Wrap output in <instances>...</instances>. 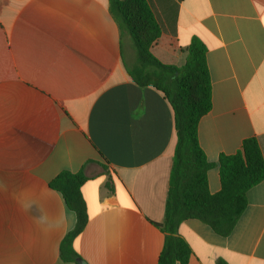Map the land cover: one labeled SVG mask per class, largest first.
Wrapping results in <instances>:
<instances>
[{"label":"crops","instance_id":"obj_1","mask_svg":"<svg viewBox=\"0 0 264 264\" xmlns=\"http://www.w3.org/2000/svg\"><path fill=\"white\" fill-rule=\"evenodd\" d=\"M161 27L151 48L181 67L205 45L212 108L199 123L211 194L218 161L255 138L264 157V0H147ZM128 32L109 0H0V264H157L176 148L164 95L139 86ZM83 173L89 220L65 262L76 215L50 187ZM231 234L196 219L179 234L189 264H264V180Z\"/></svg>","mask_w":264,"mask_h":264},{"label":"trees","instance_id":"obj_2","mask_svg":"<svg viewBox=\"0 0 264 264\" xmlns=\"http://www.w3.org/2000/svg\"><path fill=\"white\" fill-rule=\"evenodd\" d=\"M109 1L113 16L121 29L130 34L135 46V63L127 69L130 77L139 86H152L160 91L174 113L177 142L164 221L156 224L165 235L157 264H189L192 250L179 234L180 225L196 219L217 235L229 236L247 207L248 191L264 180V157L255 138L245 139L236 154L221 155L218 161L221 190L210 193L208 172L214 165L199 142V123L212 108L205 45L194 38L183 66L165 65L151 52L162 31L148 1ZM86 181L82 172L63 171L50 182V187L62 194L67 208L76 215L75 227L60 248L65 262L81 263L73 244L89 220L82 193Z\"/></svg>","mask_w":264,"mask_h":264}]
</instances>
